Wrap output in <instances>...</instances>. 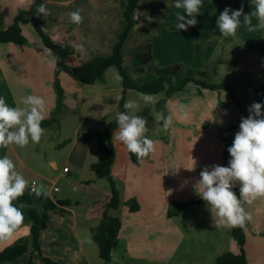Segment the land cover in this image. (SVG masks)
<instances>
[{
    "label": "crops",
    "instance_id": "crops-1",
    "mask_svg": "<svg viewBox=\"0 0 264 264\" xmlns=\"http://www.w3.org/2000/svg\"><path fill=\"white\" fill-rule=\"evenodd\" d=\"M236 1L243 3L244 13L255 12L254 0H204V3H208L201 6V12L197 15L198 23L186 30H178L174 26L177 13H183L184 10L177 9L173 0H138L132 12L134 23L121 48L123 59L128 58L130 64L143 70L144 65H141L142 62L136 56L147 44L151 46L154 59L156 48H163L168 53L171 47L180 45V48H183L188 41L196 42L199 37L193 34L215 22L226 5L235 9ZM34 2L35 0H0L3 26L7 27L19 10L29 9ZM42 3L46 4L48 15L43 17V14H37L36 10L29 17L38 22L54 41L66 43L73 50L67 56V63L74 66L95 55L108 54L127 24L121 0H45ZM76 9H81L84 17L79 25L71 23L68 15ZM184 15L187 16V13ZM253 16L258 22L256 16ZM31 25L30 22L21 24L22 33L27 38L25 44L0 42V96H3L10 106L20 107L25 106L22 98L28 94L43 96L47 118L55 116L56 54L51 50V55L45 58L43 49L47 47ZM261 31L264 33V29ZM81 43L85 45L86 54H81L76 48V45ZM181 54L186 52L182 51ZM173 56L174 54L170 53L169 58ZM58 79L63 89L59 110L63 111L62 117L76 112L81 115L74 135L63 137L64 142L70 140L71 145L66 165L69 170L65 172L68 174L73 168L82 170L100 159V152L93 153L91 159H88L92 135L95 136L97 131L103 130L107 118L115 114L119 102L115 97L121 96L122 83L118 70L113 65L108 66L104 74L91 84L76 80L66 72H60ZM134 91L136 90H126L125 101L133 100ZM57 119V122L44 129L53 124L60 127L61 116ZM118 129L117 127L114 130L112 137L115 159L111 166V175L119 191L120 204L116 208L108 209L110 215L121 220L116 248L120 251V258L115 260L121 264L135 260L169 263L181 246L187 252L197 249L212 260L226 250L238 252L239 246L235 238L232 235L225 237L230 232V227H216L205 202L195 193L194 186L205 166L228 164L220 152L208 160L194 155L185 156L180 159L179 170L173 171L172 156L165 153V140H161L158 145L161 148L159 154H150L136 163L131 160L130 152L126 148L121 149L119 154L115 142ZM194 160V168L187 169L186 167L193 166ZM51 163L56 167L54 161ZM97 179L105 178L97 177L94 173L81 179L84 182L81 187L83 194L89 200L83 212H78L71 205L65 206L67 211L57 208L49 211V222L47 227L42 229L39 241L42 253L59 264H102L91 228L101 220L103 204L110 194V188L109 183L106 186L104 182L98 183ZM73 188H76L75 184ZM49 196L54 199H70L54 194ZM129 199L137 200L138 209L129 208L126 203ZM260 202L255 206L244 204L246 210L252 214V220L244 225L245 252L249 264L255 257L258 260L259 256L264 261V203ZM21 203L16 206L23 211V222L7 239H0V248L21 237H29L31 220L27 215L28 209L34 206L39 211L42 210L40 203H26L28 206H21ZM203 241L210 246L203 247ZM29 262L43 264L39 253L32 246L16 260L1 261L0 264Z\"/></svg>",
    "mask_w": 264,
    "mask_h": 264
},
{
    "label": "rangeland",
    "instance_id": "rangeland-1",
    "mask_svg": "<svg viewBox=\"0 0 264 264\" xmlns=\"http://www.w3.org/2000/svg\"><path fill=\"white\" fill-rule=\"evenodd\" d=\"M247 1L245 0V2ZM207 3H203L202 6ZM240 6L241 2L236 1V8ZM240 19H243V14ZM251 19L253 25L258 23L253 15ZM209 30L211 32H208ZM261 30L248 31V27L241 24L234 36L225 37L219 32L216 21L211 22L205 29L193 34V36L199 37L196 42L188 41L183 48H180V45L171 47L168 49V53L163 48H156L154 50L156 57L152 60V64L161 67L179 64V71L173 75L175 84L181 83L186 71L191 69L195 77H200L208 82L230 85L235 95L245 104H249L253 101L254 89L264 81V33ZM182 51H185L186 54H181ZM202 51L205 53L203 54ZM170 53L174 54L173 58H169ZM140 62L142 61L140 60ZM142 64L144 69L140 70L141 68L138 69L137 66L130 64L128 58L123 59V65L127 68L130 77L136 82L152 79L156 75L153 70L147 68V63ZM199 69L205 70L207 76L203 77L196 73ZM134 92L133 100L138 101L136 114L146 117L148 131L145 134L155 142L156 151L151 154H157L161 149L158 147L161 144L159 142L165 140L164 151L172 156L173 171L179 170L180 159L185 156L194 155L208 160L220 152L223 160L228 162L227 133L230 126L238 119L239 111L227 89L201 88L195 82L187 81L182 89L171 95H166L164 91L150 94L152 100L148 104H145L141 99V95L144 93ZM55 95L57 97V94ZM181 103L186 106L189 113L187 120L180 118L178 106ZM160 112H164L166 115L170 114L173 117L172 126L167 131L162 128V121L156 118ZM62 115V110L55 113L57 118L61 116L60 127L53 124L45 129L38 143L29 141L24 147L17 145L1 146V150L3 154H7L15 161L16 170L22 173L30 183L35 180L36 185L42 186V191L48 195L54 194L61 198L69 197L72 203L71 207L78 212H83L89 200L83 194L81 187L84 182L81 179L88 178L94 173L88 166L83 167L82 170L73 168L72 172L65 173L69 170L66 165H68L67 158L71 152V145L70 140L64 142L63 137L64 135L68 137L74 135V129L79 123L81 115L78 112L65 114L63 117ZM212 117L213 119H209ZM221 119L222 123L216 122ZM115 142L120 154L121 149H125V146L116 137ZM98 152L100 151L97 147L96 137L92 135L88 159H91L93 153L98 154ZM52 161L56 163V167L53 166ZM105 179H97V182L102 184L104 182L107 186L108 181ZM30 183L26 189L30 187ZM74 184L76 185L75 189L73 188ZM80 184L81 186H79ZM54 185L58 186V190L53 189ZM260 201L264 203V197H258L247 204L255 206L260 204ZM21 204V206H28L26 203ZM23 210L25 211V207ZM230 235L231 232L227 233L225 237ZM202 244L203 247L210 246L205 241ZM116 248L111 254V259L109 261L102 260V264H121L115 260L120 258V251ZM214 259H209L205 253H201L197 249L184 251V247L181 246L169 263H154L144 260L125 261V263L212 264ZM256 260L255 257L251 264L264 263L260 256Z\"/></svg>",
    "mask_w": 264,
    "mask_h": 264
},
{
    "label": "clouds",
    "instance_id": "clouds-1",
    "mask_svg": "<svg viewBox=\"0 0 264 264\" xmlns=\"http://www.w3.org/2000/svg\"><path fill=\"white\" fill-rule=\"evenodd\" d=\"M255 12L244 13L243 3L236 9L226 5L217 17L216 24L219 32L225 37L234 36L241 24L248 27V31L264 29V0H254ZM204 0H174L177 9L175 28L178 30L195 26L197 15L201 12ZM187 13V16L184 15ZM37 14L48 15L45 3H40ZM243 14V19L241 16ZM258 23L252 24V15ZM71 23L81 24L84 17L81 9L69 12ZM76 48L81 54H86L83 43ZM45 58L51 55V50L44 48ZM119 100L120 97H115ZM141 99L148 104L152 100L150 94H142ZM24 107L10 106L3 96H0V146L17 145L24 147L29 143H38L45 129L42 121L46 118V102L43 96L28 94L22 98ZM137 100L125 101L123 107L128 111H118L115 114L119 131L116 139L125 146L126 150L134 153L137 160L148 157L156 151L155 142L145 133L147 119L136 114ZM180 118L187 120L189 113L186 106H178ZM248 115L242 116L239 130L235 132L232 143L228 146L229 160L227 165L214 164L205 166L195 184V193L205 202V207L211 213L216 227L244 226L246 221L252 220L251 212L244 207L258 197H264V101H253L248 107ZM158 120L162 121V128L167 131L173 123L172 115L160 112ZM209 119H213L209 118ZM222 123V119L216 121ZM192 167H186L192 170ZM29 181L16 170L15 161L7 154L0 155V239H7L23 222V211L13 201L24 194ZM30 192L36 196L42 194V186L31 182ZM238 187L239 195L235 189ZM46 194V193H44Z\"/></svg>",
    "mask_w": 264,
    "mask_h": 264
},
{
    "label": "trees",
    "instance_id": "trees-1",
    "mask_svg": "<svg viewBox=\"0 0 264 264\" xmlns=\"http://www.w3.org/2000/svg\"><path fill=\"white\" fill-rule=\"evenodd\" d=\"M43 1L45 0H35L34 4L29 9L19 10L14 16L12 22L7 27L3 26V15L0 13V42H13L20 45L25 44L27 42V38L22 33L21 24L30 22L40 37L43 45L55 52L56 61L54 65V86L57 94L55 113L60 110L63 99V89L58 79L60 72H66L76 80L91 84L100 78L104 74V70L111 65L117 68L122 83V93L116 112L128 111L123 107L126 100L125 92L127 89H134L144 94H154L164 91L166 95H171L174 92L182 89L187 81H193L201 88L227 89L239 111L238 119L230 126L227 133V141L229 145L233 141L235 132L239 130L241 117L247 116L249 114L248 107L251 105V103L253 101H264V81L260 86L254 89L253 101L249 104H245L239 97H237L230 85L225 83L208 82L207 80L200 77H195L191 69L186 71V75L184 76V79L181 83L175 84L173 82V75L179 71L180 65L172 64L161 67L152 64L153 56L151 52V46L149 44H147L137 54L136 57L141 60L142 63H147V68L153 70L156 75L154 78L145 80L142 83L134 82L130 77L127 68L123 65L121 48L131 26L134 23L132 12L138 3V0H121L122 5L124 6L123 15L127 24L108 54H98L80 65H70L67 63V56L71 54L73 50L66 43L54 41L42 29L38 22L29 17V15L33 14L37 10L39 4ZM196 73L203 77L207 76L205 70L199 69ZM115 114L111 118H107V116H105V118H107V122L104 129L95 133L97 147L101 156L99 160L90 164V169L97 177L107 179L110 188V194L103 204L101 220L98 225L91 228L93 241L97 245L100 258L104 261H109L111 259V254L114 248L117 247L118 231L121 227L120 218L117 216H112L108 213L109 208H116L120 204L119 191L115 180L111 175V166L115 159V147L112 137L114 130L118 127ZM57 121L58 119L54 115L47 117L42 121V127L45 128ZM0 155H3V151H1V149ZM130 157L131 160L138 163L139 160H137V157L134 153H130ZM235 191L237 192V195H239L238 187L235 189ZM44 193L46 192L42 191V194L38 197L35 195V193H31L30 189L28 188L25 189L22 196L13 201L15 205L21 202H26L29 205L40 203L42 210L39 211L34 206H31L28 209V216L31 220L29 237H21L12 244L4 248H0V262L6 260H16L17 257L25 252L29 246H32L33 249L39 253L43 264H59L56 260L42 253L39 236L42 229L46 228L48 225L49 211L56 208L62 211H67L65 206H69L72 203L70 199H54L51 198L47 193ZM126 203L131 210H136L139 207V204L135 199H129L126 201ZM247 223L248 221H246L245 224ZM230 232L238 243V252L226 250L218 254L212 264H249L245 252L246 236L244 226L230 227ZM29 264H32V262H29Z\"/></svg>",
    "mask_w": 264,
    "mask_h": 264
},
{
    "label": "built area",
    "instance_id": "built-area-1",
    "mask_svg": "<svg viewBox=\"0 0 264 264\" xmlns=\"http://www.w3.org/2000/svg\"><path fill=\"white\" fill-rule=\"evenodd\" d=\"M33 181L35 182V184L37 183L35 180H32L31 182H33ZM31 187H33V184H32V183H30V187H29V189H31ZM49 187H52V186H49ZM53 189H54V190H57V189H58V186L54 185V186H53Z\"/></svg>",
    "mask_w": 264,
    "mask_h": 264
}]
</instances>
